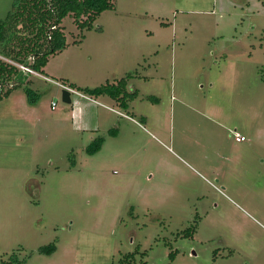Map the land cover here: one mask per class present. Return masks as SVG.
Segmentation results:
<instances>
[{"label": "rangeland", "instance_id": "rangeland-1", "mask_svg": "<svg viewBox=\"0 0 264 264\" xmlns=\"http://www.w3.org/2000/svg\"><path fill=\"white\" fill-rule=\"evenodd\" d=\"M111 3L63 19L40 74L83 94L131 75L125 108L78 98L75 130L34 75L0 99V264H264V0Z\"/></svg>", "mask_w": 264, "mask_h": 264}, {"label": "trees", "instance_id": "trees-1", "mask_svg": "<svg viewBox=\"0 0 264 264\" xmlns=\"http://www.w3.org/2000/svg\"><path fill=\"white\" fill-rule=\"evenodd\" d=\"M111 7V0H13L7 16L0 21V99L28 80V75L20 73L14 64L30 65L40 73L49 57L65 48L63 19L70 17L81 31L91 30L95 19ZM127 79L87 89L85 95L107 96L125 108L127 101L137 96L136 91H127ZM17 82L20 85L13 84ZM9 85L13 88L9 89ZM26 93L35 95L29 89ZM190 231L194 234L195 229ZM1 264L21 262L10 260Z\"/></svg>", "mask_w": 264, "mask_h": 264}, {"label": "built area", "instance_id": "built-area-1", "mask_svg": "<svg viewBox=\"0 0 264 264\" xmlns=\"http://www.w3.org/2000/svg\"><path fill=\"white\" fill-rule=\"evenodd\" d=\"M14 65L17 67L19 72L24 74V75H28V76L29 75H34V76L40 77V78L44 79L45 81H49V82H52V83L56 84L61 89V91L65 90V91L69 92L70 99H71V103L70 104H72V105L76 106L78 104V102H79L78 98L83 99V100L92 101L94 103L96 102L91 97H88L87 95H85L83 93L75 91L74 89H72L70 87H67L64 84H60L58 82H55V81L49 79L48 77L43 76L39 72L34 71L30 67V65H24V64H14ZM11 87H12V85H9L8 88H11ZM55 106H56V103L55 102H51V106L50 107H51L52 110L55 108ZM233 136H234V139H235L236 142H242L243 141L242 136H240L239 133H237L236 131L233 132Z\"/></svg>", "mask_w": 264, "mask_h": 264}, {"label": "crops", "instance_id": "crops-1", "mask_svg": "<svg viewBox=\"0 0 264 264\" xmlns=\"http://www.w3.org/2000/svg\"><path fill=\"white\" fill-rule=\"evenodd\" d=\"M2 20V19H0ZM50 58V57H49ZM112 83H115L112 82ZM108 100H110L112 103L115 102L113 99H111L110 97L105 96ZM92 98V97H91ZM93 99V98H92ZM94 100V99H93ZM87 101V100H86ZM95 101V100H94ZM92 104L95 105H100L97 102H92V101H88ZM116 106H119L116 102H115ZM92 106H90L89 104H84L82 101H79L78 104L76 105V109L74 110V106L71 108L70 114L71 117L73 119V123H74V129L75 130H81V131H86L88 128H90L89 126V122L87 120V111L90 112V108ZM116 112V111H115ZM117 114H120L119 112H116ZM89 115V114H88ZM76 124V125H75ZM92 131V130H90Z\"/></svg>", "mask_w": 264, "mask_h": 264}, {"label": "water", "instance_id": "water-1", "mask_svg": "<svg viewBox=\"0 0 264 264\" xmlns=\"http://www.w3.org/2000/svg\"><path fill=\"white\" fill-rule=\"evenodd\" d=\"M61 99H62V102L67 104V105H69L71 103L69 92H67L65 90L61 91Z\"/></svg>", "mask_w": 264, "mask_h": 264}, {"label": "flooded vegetation", "instance_id": "flooded-vegetation-1", "mask_svg": "<svg viewBox=\"0 0 264 264\" xmlns=\"http://www.w3.org/2000/svg\"><path fill=\"white\" fill-rule=\"evenodd\" d=\"M11 88H13V85H12V87ZM10 89V88H9Z\"/></svg>", "mask_w": 264, "mask_h": 264}]
</instances>
